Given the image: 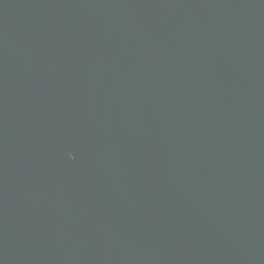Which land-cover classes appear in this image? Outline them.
Returning <instances> with one entry per match:
<instances>
[{
  "label": "water",
  "instance_id": "obj_1",
  "mask_svg": "<svg viewBox=\"0 0 264 264\" xmlns=\"http://www.w3.org/2000/svg\"><path fill=\"white\" fill-rule=\"evenodd\" d=\"M0 264H264V0H0Z\"/></svg>",
  "mask_w": 264,
  "mask_h": 264
}]
</instances>
